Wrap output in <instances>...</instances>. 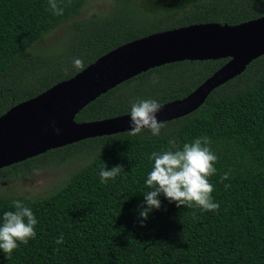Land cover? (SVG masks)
<instances>
[{"label": "trees", "instance_id": "trees-1", "mask_svg": "<svg viewBox=\"0 0 264 264\" xmlns=\"http://www.w3.org/2000/svg\"><path fill=\"white\" fill-rule=\"evenodd\" d=\"M86 0H0V116L132 40L192 24L237 25L264 17V0H192L169 8H145L137 0H113L108 15L76 19ZM67 32L49 46L39 43L55 29ZM227 59L182 61L149 69L81 109L76 123L130 114L140 99L160 105L180 100ZM159 136L118 133L53 149L0 169V182L26 177L49 165L77 162L57 189L36 198L0 192V223L12 201L31 208L36 237L0 264H264V55L212 90L192 113L163 123ZM208 137L217 155L209 178L218 210L176 207L163 195L144 226L139 217L153 152L182 149ZM175 141V148L170 145ZM121 166L101 183L99 172ZM229 178L221 183V176ZM4 176V177H1ZM225 185H230L227 189ZM63 234L64 242L56 240Z\"/></svg>", "mask_w": 264, "mask_h": 264}, {"label": "water", "instance_id": "water-1", "mask_svg": "<svg viewBox=\"0 0 264 264\" xmlns=\"http://www.w3.org/2000/svg\"><path fill=\"white\" fill-rule=\"evenodd\" d=\"M263 55L264 17L237 25L192 24L124 43L0 116V169L82 140L130 131V114L81 123L73 118L99 96L149 69L227 59L187 96L161 105L156 118L165 123L195 111L212 90Z\"/></svg>", "mask_w": 264, "mask_h": 264}, {"label": "clouds", "instance_id": "clouds-1", "mask_svg": "<svg viewBox=\"0 0 264 264\" xmlns=\"http://www.w3.org/2000/svg\"><path fill=\"white\" fill-rule=\"evenodd\" d=\"M48 9L56 16H62L64 13L58 0H48ZM73 66L77 70H82L84 67L82 59L74 58ZM160 110L161 105L155 99H140L133 102L130 106L131 130L128 132L135 136L147 129L152 136H159L164 127L156 118ZM54 130L59 134V129ZM169 143L175 148V141ZM210 144L208 137H200L191 143H185L182 149L175 151L169 149L151 154L149 159L154 163L145 180V186L149 191L143 195L144 203L139 209L141 227L153 210L160 209L161 195L169 203H175L177 208L187 206L201 212L218 210L219 204L213 201L211 195L214 188L209 182V178L217 171L215 164L218 157L211 150ZM122 171L119 165L110 170H106V165H103L99 172L101 183L114 180ZM228 178L229 174L224 173L220 178L221 183ZM228 187L230 185H225L226 189ZM12 206L15 210L5 212L0 223V251L8 257L19 245H27L30 239L36 237L35 226L38 223L31 208L21 201H12ZM63 242L61 234L56 243Z\"/></svg>", "mask_w": 264, "mask_h": 264}, {"label": "rangeland", "instance_id": "rangeland-1", "mask_svg": "<svg viewBox=\"0 0 264 264\" xmlns=\"http://www.w3.org/2000/svg\"><path fill=\"white\" fill-rule=\"evenodd\" d=\"M192 0H137L140 7L145 8H169L181 6ZM113 0H86L76 19H83L92 14L97 16L108 15L113 8ZM67 32L66 26L55 29L47 38L39 43V46L45 47L51 45ZM79 166L76 162H70L65 165H49L31 173L29 176L21 177L0 182V192L7 195H19L26 198H36L44 196L54 189H57L62 181L67 177L70 171ZM4 177V176H1Z\"/></svg>", "mask_w": 264, "mask_h": 264}]
</instances>
